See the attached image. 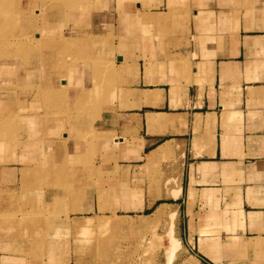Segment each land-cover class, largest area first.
<instances>
[{
  "label": "crops",
  "instance_id": "1",
  "mask_svg": "<svg viewBox=\"0 0 264 264\" xmlns=\"http://www.w3.org/2000/svg\"><path fill=\"white\" fill-rule=\"evenodd\" d=\"M13 6L36 15L49 9L37 26L48 39L69 44L68 65H51L46 56L24 65L32 89L16 105H25L28 129L10 144L0 140V212H50L56 193L75 211L56 219L52 231L44 214L2 222L0 264H72L80 232L119 220H136L156 236L172 228L180 245L171 264H264V0ZM82 29L90 39L79 37ZM71 33L79 36L66 37ZM67 76L60 97H42L34 110L37 88L42 96L56 88V77ZM54 113H65L66 123L47 126L43 119ZM36 123L45 126L40 145ZM83 131L91 144L82 149ZM37 148L44 151L40 159ZM83 153L96 155L91 180L83 174ZM57 184L75 190L67 195ZM56 231L70 236L55 238Z\"/></svg>",
  "mask_w": 264,
  "mask_h": 264
},
{
  "label": "rangeland",
  "instance_id": "2",
  "mask_svg": "<svg viewBox=\"0 0 264 264\" xmlns=\"http://www.w3.org/2000/svg\"><path fill=\"white\" fill-rule=\"evenodd\" d=\"M17 1L20 2V0H0V4H4L0 7V62L2 63V67H0V75H2L0 76V140L5 141L4 143L6 144H10V142L18 140L19 134L22 136L25 135L23 133H25L28 129L26 126V120L21 118V114L26 111L25 105H20L19 109H17L16 105L18 98H21V96H24L26 92L31 91L30 89H32L31 80H33V78L32 76H26L24 65L28 62L31 64L33 59L35 61L37 58L38 61L40 59L43 61V56L49 57L50 60L48 61L51 65H58L62 68L65 65H68L64 62L63 58L66 50L68 51L69 45L66 47L64 43L60 44L56 39H48L45 37V34L40 33L42 29L37 26L35 19H37L38 22L40 21V18L42 19L44 17V15L47 17V10L49 9L43 8L42 11L44 15H36L34 11L31 12L32 9L13 6V4ZM63 10H65V12H70L71 9L70 7H65ZM38 25L39 27L42 26L40 23ZM91 26L85 27L86 29H89ZM79 31H83L79 34L80 36L78 35L79 37L82 39H90V34L87 30L82 29ZM77 34L78 33L75 35L73 33L67 34L68 36L66 37H72V39L73 37L77 38ZM60 38H63V36ZM88 46L89 45L86 47L88 48ZM70 47L73 49L74 45ZM54 53L55 62H53ZM60 59H62V61H59ZM75 63L77 62L73 61L71 66ZM107 63L108 62L106 61L101 63L105 65L103 68H105L106 71H110L111 75L116 76L117 70L115 69V66L112 65V63H110V65ZM70 72L72 74V70ZM71 74L69 73V75ZM60 78L61 79H58L56 77L55 79L56 81L54 82V86H56V88L44 89L42 96L37 88V92L34 96L35 103L32 104L34 110L41 109V105L38 101L42 97L46 99L54 97V100L60 97L61 92L70 81V76H67V79L63 77ZM55 89L58 90L55 91ZM84 95H87V93ZM23 99H25V97ZM81 106L82 103H76L74 108H81ZM17 114L18 117L16 116ZM53 115L54 116L49 117L46 116L43 119V122L46 123L47 126L50 123H53V125H55L53 127L58 128L66 123L67 118H64L66 117L65 113H62L61 115L59 113H54ZM36 125L38 133L35 135L34 142L40 145L43 139L42 136H44L45 133V126L40 123H36ZM89 136V133L85 131L78 134V140L81 142H83V140L86 141L83 142L85 144L82 143V149L85 148V146L90 147L91 142ZM60 139L63 140V135H60ZM71 139L73 138H69L66 141L72 142ZM34 146L36 149L37 145L35 143ZM34 153L35 158L40 159L44 151L39 148L38 150H35ZM95 156V153H83L81 157L84 167L83 174H85L89 180L94 177V174L92 175V172L90 173L88 168L90 166L89 164L94 163L92 162V159H94ZM50 177L51 176L46 173V178L49 179ZM57 185L59 186L54 185L53 187L62 188V192H67V195H70L72 189H74V187L70 184ZM85 185H88V183L81 184L79 191L84 192L86 190L84 188ZM62 194L65 195L64 193ZM69 200L66 201L65 198L61 196L59 197V194L56 193V197L53 199L52 203L50 202V212H39L38 210L25 212L21 211L20 208L16 212L14 210L0 212V224H2V222L10 223L14 221L20 224L28 217H37L36 215L41 216L44 214L47 223L50 224V231H52L56 219L60 220L61 217L64 218L63 213L68 214L69 211H75L74 206H67V204H71V200ZM18 203H21V201L18 200ZM18 214L19 218L17 217ZM89 227V231L83 233L80 232L76 236L79 237V240L76 242L75 237L71 244L73 249V253H71L73 254L72 264H166V248L168 247L166 237L168 236V233L166 234V237L163 236L164 232H159L158 236L153 235L155 231H150L148 226L142 227V225H140L136 220H119L114 222L109 221L106 223L94 222L91 223ZM17 235V238L22 240L19 233H17ZM51 235L55 238H63L64 236L68 239L70 232L56 231L51 232ZM34 253L32 255H34ZM27 256H29V254H27ZM172 260L173 259L168 261L167 259V264H171Z\"/></svg>",
  "mask_w": 264,
  "mask_h": 264
},
{
  "label": "bare ground",
  "instance_id": "3",
  "mask_svg": "<svg viewBox=\"0 0 264 264\" xmlns=\"http://www.w3.org/2000/svg\"><path fill=\"white\" fill-rule=\"evenodd\" d=\"M26 29V28H24ZM26 41V40H25ZM69 45V44H68ZM72 45V44H71ZM96 45V44H95ZM51 46V45H48ZM26 47V46H25ZM19 51V49H18ZM25 51V50H24ZM28 51V50H27ZM19 55V54H18ZM20 59V58H19ZM21 60V59H20ZM26 60V59H25ZM22 64V63H21ZM0 67H2V63L0 62ZM28 125L33 126V122H31L30 120L28 121ZM160 209V208H159ZM161 212V211H160ZM159 212V213H160ZM177 212V211H176ZM162 213V212H161ZM175 214V213H173ZM174 216V215H173ZM171 218V217H170ZM171 220V219H170ZM168 247L166 248V254H167V259L168 261H171V259H173L174 254L176 252V249L179 247V240L175 238V236H173V231L172 228H170L168 230Z\"/></svg>",
  "mask_w": 264,
  "mask_h": 264
}]
</instances>
